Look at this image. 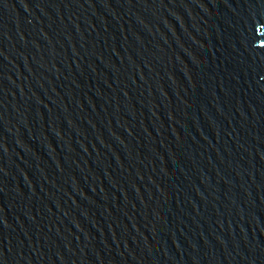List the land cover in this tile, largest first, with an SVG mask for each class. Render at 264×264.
Segmentation results:
<instances>
[{
  "label": "water",
  "instance_id": "95a60500",
  "mask_svg": "<svg viewBox=\"0 0 264 264\" xmlns=\"http://www.w3.org/2000/svg\"><path fill=\"white\" fill-rule=\"evenodd\" d=\"M0 264H264V0H0Z\"/></svg>",
  "mask_w": 264,
  "mask_h": 264
}]
</instances>
